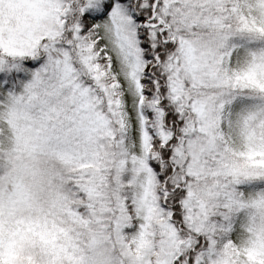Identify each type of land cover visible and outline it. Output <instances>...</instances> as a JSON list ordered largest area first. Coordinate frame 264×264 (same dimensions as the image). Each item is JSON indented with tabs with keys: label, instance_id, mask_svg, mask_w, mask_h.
<instances>
[{
	"label": "snow or ice",
	"instance_id": "snow-or-ice-1",
	"mask_svg": "<svg viewBox=\"0 0 264 264\" xmlns=\"http://www.w3.org/2000/svg\"><path fill=\"white\" fill-rule=\"evenodd\" d=\"M0 264H264V0H0Z\"/></svg>",
	"mask_w": 264,
	"mask_h": 264
}]
</instances>
